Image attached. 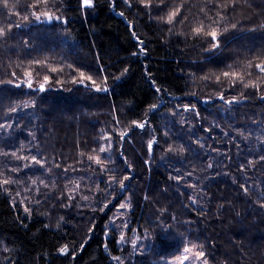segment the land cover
<instances>
[{"label": "trees", "instance_id": "1", "mask_svg": "<svg viewBox=\"0 0 264 264\" xmlns=\"http://www.w3.org/2000/svg\"><path fill=\"white\" fill-rule=\"evenodd\" d=\"M7 5L0 3V264H117L125 250L106 225L126 196L133 226L151 237L128 264H168L185 248L203 251L207 264H264V72L255 67L264 61V0ZM46 12L58 20H43ZM176 105L196 113L191 140L169 136L189 147L172 174L159 123ZM146 125L162 143L151 154ZM110 137L106 156L100 148ZM33 157L45 176L23 166L34 167ZM89 157L101 159L98 168ZM74 171L85 175L68 176ZM40 180L52 189L32 195L25 212L14 185L34 193Z\"/></svg>", "mask_w": 264, "mask_h": 264}, {"label": "rangeland", "instance_id": "2", "mask_svg": "<svg viewBox=\"0 0 264 264\" xmlns=\"http://www.w3.org/2000/svg\"><path fill=\"white\" fill-rule=\"evenodd\" d=\"M85 8V7H84ZM47 17L43 16V20H45ZM53 19L58 20L57 18L53 17ZM183 110V111H182ZM196 113V109L192 107L187 106H179L176 105V108L174 111L164 112L160 115V123H159V130L161 133V138L166 141L167 144H170V147L162 153L161 157L168 156V157H175V160L173 163H163L165 166L170 170L172 174H177L181 171L180 164L183 163V155L188 154V148L184 144H180L179 142L169 141V136L177 135L182 136L183 138L191 140V137L193 136V128H194V118L193 115ZM132 128H137L138 130H141L142 128L132 125ZM121 133H126V135L121 138V135L119 134L120 143L123 141L125 137L129 135L128 131H124ZM144 134H147L148 139L145 140V144L148 148V144L150 141L153 142V146L151 151L149 150V153L151 154L154 146L161 145L162 143L157 142V136H151L149 135L150 132V125H146V130L143 131ZM113 138H108V144L107 146L104 145L103 148L106 149V151L102 152L105 153L107 156L110 150L112 149L113 145ZM175 145H180V148H178ZM191 145V144H190ZM171 149V150H170ZM160 157V158H161ZM105 158V157H104ZM31 165H23L25 168H35L38 169L40 177H43L47 174L46 171H44V165L43 164H37L32 159H30ZM92 165L93 168H98L99 164H97L94 160L90 161L88 166ZM43 172V175L41 174ZM186 174V173H184ZM59 177L61 176L59 171ZM79 175H85L82 172H71L68 176L75 178ZM29 178H27L28 180ZM38 179V178H37ZM26 180V181H27ZM178 183V179H174ZM39 181V180H38ZM110 180L108 179L106 182L108 183ZM39 187L42 188L41 191H35L34 193L26 191L24 188V185H14L15 190L17 193L22 196L20 207L26 208L25 206L28 204L30 207H32L33 203V196L35 197H46L48 196L47 190L52 189L51 184H47L46 182L41 181L39 182ZM28 184L32 186L34 182L31 181V179L28 180ZM9 185V184H8ZM109 187H112L113 184L110 183L108 185ZM75 189L79 188V185L75 183L74 185ZM119 192H123L122 188H119ZM8 195H11V190H7ZM86 200V199H85ZM20 202V201H19ZM18 204V202H16ZM121 204L127 205L126 207L121 208ZM131 213V205L129 201V197L126 196L119 205L115 208L113 214L111 215L108 223H107V229L113 231V233L117 236V245L119 248L125 250V255L117 256L119 259H114L113 262L117 264H128L132 262V259L134 257L139 256L141 253L146 252L150 245H151V237L146 232H140L137 231V229L133 226L130 218ZM121 237H123V240H121ZM199 252L197 249H191V252L184 253V250L180 256L175 258L174 260H169L168 264H179V258L182 257V255H187L189 257L188 260L184 261V264H204V259H196L195 254Z\"/></svg>", "mask_w": 264, "mask_h": 264}, {"label": "snow or ice", "instance_id": "3", "mask_svg": "<svg viewBox=\"0 0 264 264\" xmlns=\"http://www.w3.org/2000/svg\"><path fill=\"white\" fill-rule=\"evenodd\" d=\"M38 2H46V0H38ZM125 2L127 3V0H125ZM142 2H145V0H142ZM0 3H2L4 7H7L8 6L7 5V0H0ZM91 4H92V0H82V6L85 7V8L90 7ZM177 11H179V10L177 9ZM176 14H177V12H172V13L169 14V16H168V22L169 23L172 22V19H173V17ZM34 15H35V13H34ZM41 15L47 17V19H49V20L53 19V16L50 13H47L46 12V13H42ZM41 15H36V19L37 20H40L41 19ZM121 15H123V14L121 13ZM24 19H27V17H24ZM17 26H19V25H17ZM194 31L198 33V32L201 31V29L200 28H197ZM4 34H5L4 29L0 28V36H3ZM210 35L212 36L213 40L216 39V33L215 32L210 33ZM140 43H142V41ZM216 46L217 45H215V44L213 45V47H216ZM140 50L141 51H144L143 48H141ZM133 54L135 55V53H133ZM255 67L258 68L261 72H264V61H261V63L256 64ZM53 71H55V69H53ZM81 75L83 76V73ZM224 75L225 76H228L229 73H224ZM232 76H233V78H236V79H241V80L243 79V77H241L239 75V73H232ZM45 80H47V77H45ZM250 86L251 87H255L254 84H248V83H246L244 85V87H246V88L247 87H250ZM41 89H43V85H41ZM101 90L107 91V89H101L99 86H97V91H101ZM221 99H223V97H221ZM226 102L227 103H231L232 101H226ZM152 107H155V105H153ZM133 124L135 126H137V127H140V128H143L145 126V124L143 122L137 123V122L134 121ZM124 135H126V133H121V138H123ZM152 146H153V142L150 141L149 144H148V148H149L150 151L152 149ZM100 151L101 152H104V151H106V149L102 147V148H100ZM89 159L94 160L97 164H100L102 162L99 157H89ZM261 159L264 160V157H261ZM32 160L35 163H37V164H40L41 163V161L38 160L36 157H33ZM209 167H211V165H209ZM127 179H129V177L125 176L124 177V180H127ZM2 183L6 185V184L10 183V181L7 180V179H5V180L2 181ZM119 183H120L121 188L123 189L125 187L123 181H119ZM245 190L247 191V189H245ZM85 199H86V197H85ZM126 206L127 205H125V204H121V208L126 207ZM261 206L264 207V205H261ZM28 211H29V209L28 208H25V212H28ZM121 240H123V237H121ZM59 251H60L61 254H66L68 252V249H67V247H64V248L59 249ZM189 252H191V249L190 248H185L184 249V253H189ZM203 257H204L203 251L197 252L195 254V258L196 259H202ZM114 259H117L118 260L119 257H114ZM188 259H189V257L187 255H182V257L179 258V264H184V261L185 260H188ZM204 264H207V261L206 260H204Z\"/></svg>", "mask_w": 264, "mask_h": 264}, {"label": "water", "instance_id": "4", "mask_svg": "<svg viewBox=\"0 0 264 264\" xmlns=\"http://www.w3.org/2000/svg\"><path fill=\"white\" fill-rule=\"evenodd\" d=\"M42 90V89H41Z\"/></svg>", "mask_w": 264, "mask_h": 264}]
</instances>
